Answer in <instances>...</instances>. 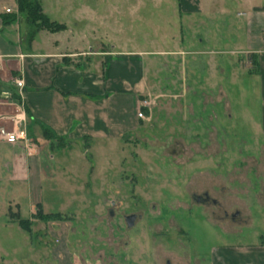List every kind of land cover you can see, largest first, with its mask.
Instances as JSON below:
<instances>
[{"label": "rangeland", "instance_id": "1", "mask_svg": "<svg viewBox=\"0 0 264 264\" xmlns=\"http://www.w3.org/2000/svg\"><path fill=\"white\" fill-rule=\"evenodd\" d=\"M74 1L78 11L91 9V28L78 38L87 48L177 50L193 35L187 26L201 21L186 23L178 0ZM221 8L199 33L222 34L210 43L227 50L216 58H227L201 62L196 73L183 62L198 54H146L135 129L86 152L82 141L45 149L37 201L43 213L62 218H34L23 191L8 193L9 184L0 190V264H197V253L206 255L212 244L262 229L264 149L251 122L259 114L257 84L234 38L245 5L223 0ZM203 193L207 203L192 199ZM10 212L30 219L29 231ZM132 213L140 217L128 227L124 216ZM229 227L241 235L224 233Z\"/></svg>", "mask_w": 264, "mask_h": 264}, {"label": "crops", "instance_id": "2", "mask_svg": "<svg viewBox=\"0 0 264 264\" xmlns=\"http://www.w3.org/2000/svg\"><path fill=\"white\" fill-rule=\"evenodd\" d=\"M222 1L178 0L179 16H187L186 23L192 17H200L201 21L198 28L191 26L193 30L187 26V34L193 35H187L177 50L157 51L156 46L145 50L107 49L100 42L95 48H87V39L78 38L83 30L91 28V9L78 11L74 0H40L48 18L65 28L55 32L40 29L28 42L29 26L17 13L16 0H0V129L23 132V139L15 143L0 136V190L9 184L8 193L14 191L18 196L23 191L34 213L39 203L36 184L47 168L45 149L55 145L50 143L54 138L43 136V127L69 142L58 146L72 148L75 143L86 142L85 152L94 143L118 140L124 132L135 129L139 124L134 111L136 97L141 94L145 78L144 55L198 54L194 60L183 62H190L196 73L201 62L206 65L227 58H216V53L221 55L227 50L210 43L216 35V42H220L222 34L216 30H206L205 36L199 33L207 26L205 20L214 19L215 7L216 18L224 13ZM238 1L245 10L236 14L244 21L234 26V38L243 54L240 58L245 60L246 74L256 80L259 114L251 116V122L259 135L258 145L264 149V0ZM6 8L12 12L7 13ZM17 78L23 81L22 88L16 86ZM245 213L247 217L250 214L248 210ZM239 214V210L231 214L232 222ZM222 229L224 233H240L230 227ZM252 232L250 239L235 236L212 244L206 255L197 253V264H264V235L259 233L264 232V225Z\"/></svg>", "mask_w": 264, "mask_h": 264}, {"label": "trees", "instance_id": "3", "mask_svg": "<svg viewBox=\"0 0 264 264\" xmlns=\"http://www.w3.org/2000/svg\"><path fill=\"white\" fill-rule=\"evenodd\" d=\"M17 13L24 17L27 22L29 29L27 33V40L31 42L35 33L40 29H46L51 32L60 31L65 28L64 24L57 23L48 18L43 12L40 0H16ZM12 20H15V15H12ZM42 134L46 139H52L50 143L56 145L66 146L69 145L68 141L63 140L60 137H56L55 134L46 127L42 128ZM33 217H37L41 220H54L62 218L60 213H43L40 203L35 205V212L32 214ZM11 220L17 222L23 229L29 231L30 219L21 218L18 213H11Z\"/></svg>", "mask_w": 264, "mask_h": 264}, {"label": "built area", "instance_id": "4", "mask_svg": "<svg viewBox=\"0 0 264 264\" xmlns=\"http://www.w3.org/2000/svg\"><path fill=\"white\" fill-rule=\"evenodd\" d=\"M5 11L7 13L12 12L10 8H6ZM14 82H15L17 87H19V88L23 87V81L21 79L17 78V79L14 80ZM22 135H23V132H19V133L18 132H14V131L8 132V131H6L3 128L0 129V136L3 139H5L7 142H9V143H15L18 140L23 139Z\"/></svg>", "mask_w": 264, "mask_h": 264}, {"label": "water", "instance_id": "5", "mask_svg": "<svg viewBox=\"0 0 264 264\" xmlns=\"http://www.w3.org/2000/svg\"><path fill=\"white\" fill-rule=\"evenodd\" d=\"M192 198L196 201V202H205L208 200V196H205V197H202L200 195H193ZM136 220V214H130V215H127L125 217V222H126V225L128 227H131L133 226L134 222Z\"/></svg>", "mask_w": 264, "mask_h": 264}, {"label": "flooded vegetation", "instance_id": "6", "mask_svg": "<svg viewBox=\"0 0 264 264\" xmlns=\"http://www.w3.org/2000/svg\"><path fill=\"white\" fill-rule=\"evenodd\" d=\"M194 195V194H193ZM192 195V196H193ZM205 196H208V194L207 193H203V195H202V197H205ZM193 199V198H192ZM194 200V199H193ZM207 201H209V198H208V200ZM207 201H205V203H207ZM213 202V201H212ZM111 205H114V202H111ZM108 213L110 214V215H112L114 212H113V209H109L108 210ZM132 214H134V213H132ZM127 216V215H126ZM126 216H124V221H125V217ZM138 217H140L139 215H136V218H138ZM126 223V222H125Z\"/></svg>", "mask_w": 264, "mask_h": 264}]
</instances>
